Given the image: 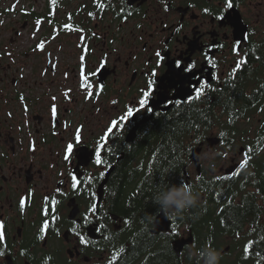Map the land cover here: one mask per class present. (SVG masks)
<instances>
[{"label":"flooded vegetation","instance_id":"af4514ba","mask_svg":"<svg viewBox=\"0 0 264 264\" xmlns=\"http://www.w3.org/2000/svg\"><path fill=\"white\" fill-rule=\"evenodd\" d=\"M232 3L47 0L45 11H22L26 29L0 28V264H203L205 247L219 264H264V196L249 164L261 154L250 159L248 146L236 152L225 137L234 109L264 129V0ZM1 7L0 26L16 15ZM149 80L152 111L137 112ZM184 115L206 132L190 139L177 183L198 203L157 234L161 212L147 216L130 193L146 142ZM211 132L220 148L209 147ZM211 188L219 196L207 203ZM214 209L217 219H206Z\"/></svg>","mask_w":264,"mask_h":264},{"label":"trees","instance_id":"16d2710c","mask_svg":"<svg viewBox=\"0 0 264 264\" xmlns=\"http://www.w3.org/2000/svg\"><path fill=\"white\" fill-rule=\"evenodd\" d=\"M244 102L246 99L243 100ZM253 113L242 108L240 111L234 109L233 114L226 116L225 136L226 141L239 143V139L245 141L243 135L249 131ZM232 118V119H230ZM240 119H243L240 120ZM165 125V123L163 124ZM203 126L199 123L192 126L184 115L176 124H171L160 131V137L153 142H146L145 155L140 171L143 174L138 179L135 188L130 193V204H142L145 207L142 212L147 216L154 217L159 212L154 201L155 194L162 188L177 185L184 181V167L188 164L187 153L190 149L189 141L205 134ZM239 135V138L237 136ZM248 155L251 159L262 154L264 151V129H256L254 138H249ZM227 145H232L228 144ZM249 161L251 175L257 180L258 197L264 196V158ZM207 203H212L219 196L217 188L206 189ZM262 197V196H261ZM133 210V209H131ZM262 210L258 206V212ZM216 209L207 213L206 219H217Z\"/></svg>","mask_w":264,"mask_h":264},{"label":"clouds","instance_id":"9594fccd","mask_svg":"<svg viewBox=\"0 0 264 264\" xmlns=\"http://www.w3.org/2000/svg\"><path fill=\"white\" fill-rule=\"evenodd\" d=\"M158 210L165 216L180 217L198 203V194L187 185H171L160 189L154 196ZM198 256L203 264H219L221 259L219 252L212 248H202Z\"/></svg>","mask_w":264,"mask_h":264},{"label":"rangeland","instance_id":"374dc122","mask_svg":"<svg viewBox=\"0 0 264 264\" xmlns=\"http://www.w3.org/2000/svg\"><path fill=\"white\" fill-rule=\"evenodd\" d=\"M0 4H1V9L2 10H7L10 9L11 7H13V12L16 14L15 16H12L11 19H1L2 21V25L0 26V28H6L8 29L9 26H13L16 28H20V29H26L27 28V23L25 21V15L24 13H22V11H28V10H34V11H45L46 10V4H47V0H0ZM74 5H77V3L74 2ZM4 21H6L4 23ZM251 128H249L248 132H245V134L243 135L245 141H240L239 144L236 145V152L238 151L239 147L241 149V145H245L247 147L248 142L250 141L249 138H253L254 137V133L256 132L257 126L255 125L254 128H252V125H250ZM218 136L215 135L214 132L209 133V138L208 139H216ZM226 137V136H225ZM237 138H239V135L237 136ZM209 147H218L219 143H210V140L208 141ZM202 145L198 146L196 148H194V150L199 149V155L202 151ZM193 150V152H194ZM226 152H230L232 150V148H228L226 146ZM199 157V156H198ZM264 157L258 158L262 159ZM257 160V161H258ZM228 166V165H227ZM218 170V169H217Z\"/></svg>","mask_w":264,"mask_h":264},{"label":"snow or ice","instance_id":"6c2138e0","mask_svg":"<svg viewBox=\"0 0 264 264\" xmlns=\"http://www.w3.org/2000/svg\"><path fill=\"white\" fill-rule=\"evenodd\" d=\"M53 3H55V0H53ZM227 8H229V9L233 8L232 0H227ZM219 19H220L221 22L223 23V22H225V19H226V18H225L224 16H220ZM38 23H39V21H38ZM66 27H70V26H66ZM37 48L42 50V49L44 48V44H43V43L38 44V45H37ZM155 55H156V57H157L160 61H162V60L164 59V57L162 56V54H161L159 51H157V52L155 53ZM177 67H178V68H181V71L192 72V68H187V67L182 68L181 65H180L179 63H177ZM193 67H194V66H193ZM152 75L155 76L156 73L153 72ZM193 75H194V73H193ZM154 84H155V81H153V80H149V81H148V90H145V91L142 92V98L139 100V109H136L135 111L139 112L140 109H145V108L147 109V111H152V109H151L150 107H148V105H149L150 97H151L152 94H153V90H154V89H153V85H154ZM203 91H204V89H202V88L197 89V90H196V98H200V97H201V94L203 93ZM91 95H92V94L89 93V96H91ZM114 103H115V102H114ZM133 111H134V110H133L132 108H129V109L127 110V114H126V116L122 117V119H123V120H127L128 118L133 117ZM52 112H53V115H55V113H56V109L53 108V109H52ZM116 126H117V121H112V127H110V128L108 129V132L111 133V132H112V128H114V127H116ZM75 139H76L77 142H80V140H81V135H80V131H79V130H78L77 133H76V137H75ZM102 139H107V137H103ZM100 147L103 148L104 145L102 144ZM67 152H68L69 154H71V153L73 152V145H72V144H68V145H67ZM65 159H68V156H66ZM95 163H96L97 165H99V164L102 163L101 152H100V150H97L96 153H95ZM73 181H74V185H75V183L77 182V179H76L75 176L73 177ZM21 204L23 205V201L21 202ZM92 210L95 211V206H93ZM44 228L47 229V228H48V225L45 224V225H44ZM176 229H178V225L175 226V227L172 229V231H173L174 233L178 234V233L176 232ZM3 238H4V224H3V223H0V240H3ZM0 255H3V253H0Z\"/></svg>","mask_w":264,"mask_h":264},{"label":"water","instance_id":"95a60500","mask_svg":"<svg viewBox=\"0 0 264 264\" xmlns=\"http://www.w3.org/2000/svg\"><path fill=\"white\" fill-rule=\"evenodd\" d=\"M210 143H220L221 139L220 138H216V139H209ZM243 150V149H241ZM199 156V149L194 150L193 153V157L197 158ZM197 164L200 166V162L199 160H197ZM237 169V166H232L230 167L227 171H235ZM156 224V229H155V233L159 234V233H166V232H170L171 230V220L169 218V216H165L163 213H160L155 221Z\"/></svg>","mask_w":264,"mask_h":264}]
</instances>
